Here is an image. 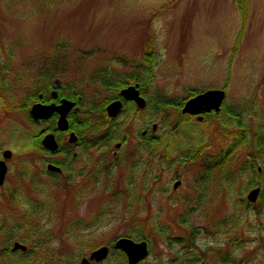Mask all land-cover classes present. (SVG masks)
<instances>
[{
  "label": "rangeland",
  "instance_id": "rangeland-1",
  "mask_svg": "<svg viewBox=\"0 0 264 264\" xmlns=\"http://www.w3.org/2000/svg\"><path fill=\"white\" fill-rule=\"evenodd\" d=\"M239 3L0 0V95L7 101L0 98V149L12 150L0 184L6 225L0 228L1 252L11 251L16 242L34 247L42 230L52 239L45 245L77 252L71 264H81L102 246L110 253L94 264H120L123 252L115 241L131 236L148 243L149 256L137 264H264L257 214L239 209L246 205L235 196L245 194L252 178L248 164L264 163L263 147L248 148L250 141L264 143V0H243L245 16ZM150 38L158 49L152 77L144 54ZM48 66L58 75L44 81L41 72ZM54 77L97 111L113 95L104 80L120 79L126 86L139 82L148 103L141 109L128 105L112 120L95 112L91 139L96 145L74 146L68 156L75 160L59 176L46 171L45 151L37 143L51 123L33 122L29 111L8 105L33 103L28 95L38 94L43 81L46 87ZM224 87L227 107L215 127L235 123L233 134L196 126L173 143L171 99ZM159 134L162 144L154 151ZM205 134L212 144L195 159L202 155ZM222 142L228 151L224 157L217 148ZM237 168L240 188L231 175ZM42 197L44 212L29 216L27 210Z\"/></svg>",
  "mask_w": 264,
  "mask_h": 264
},
{
  "label": "flooded vegetation",
  "instance_id": "flooded-vegetation-1",
  "mask_svg": "<svg viewBox=\"0 0 264 264\" xmlns=\"http://www.w3.org/2000/svg\"><path fill=\"white\" fill-rule=\"evenodd\" d=\"M54 84L55 83L53 80V82L49 86L46 87V93H48L46 97L44 96V94L42 93L40 94V98L42 100L41 102L44 104L55 103L59 105L64 98L75 102L71 110L68 112L69 126H70V118L72 117L74 119V127L72 129H70L69 127L66 130H61L58 127L54 129V125L56 124L57 126V121L59 117L58 113H54L50 118L43 121L46 123H51L52 125L51 128H53V129L47 128L44 131H42L41 134L39 135V137L41 138L40 140L37 141L40 148L43 149V151H45L46 171L50 175L61 174L62 172H64L63 170L65 167L69 168L71 166L75 158L73 157L72 159H70L68 155L72 153V150H74V146H80L82 144L83 147L89 148V147L96 145L97 143L96 139H91V134L95 132V129H96L95 127H97V125L93 126L92 124L93 115H96L95 112H99V114H101L102 111L107 112V106H108L107 104L106 107L101 108V109L99 108L100 111L94 110L92 107H90V105H87L88 103H85L84 98L82 96L80 95L77 96V93L74 89L72 90L73 92H71V94L75 95V99H71L67 96H61V91L64 89V85L62 81L61 83H56L57 93L54 94ZM66 90L70 91L67 88ZM193 95H189L184 98L174 97L173 99H171V102L169 105L170 107L169 108V115H170L169 124L171 122V125L173 126V128L171 129V133L173 135L172 137L173 143H176L177 140L179 141L180 139H182L181 132L183 135L186 132V135H187L188 130L193 129L196 126L202 127L203 125H207V127L210 126L209 128H214L216 126L215 123L220 122L223 119L224 113L222 115L220 114L222 113L223 110L226 111V108H225L226 99H224V101L222 102L221 108L219 111L211 110L207 112L204 110L196 114L185 112L184 111L185 104L188 101V99L191 98ZM122 100H123V105H124L123 111L124 109H126L128 105H133V106L136 105V102L134 100H128L125 98H123ZM85 106L87 107L85 108ZM157 107L161 109L160 104L156 105V108ZM156 108L154 110L157 113H159V111L156 110ZM232 111H230L229 113H231ZM215 114L220 115V116L214 118L213 115ZM109 119L112 120L113 118L110 117ZM234 126L236 127L235 123L227 124L225 126L215 127L214 130L219 129V131H221L223 135L224 134L227 135L228 134L227 132H230L232 130V132L230 133L232 135L233 134L232 128H234ZM109 128L110 127L108 126V129ZM157 128H153V130L155 131ZM49 132H52L55 134L56 140L59 143V148L56 151L48 150L42 145L43 137ZM72 133H74L76 136L75 142H70V137ZM171 133H170V136H171ZM160 135L161 134H159V136H156L157 139L154 144L155 151L160 149ZM186 135L183 138H185ZM207 135L208 134H205V136L202 135V155L200 157H196L195 159L202 158L203 151L208 147V145L212 144V141H213L212 138H208ZM239 135L240 133L236 137L237 139ZM37 139L39 138L37 137ZM93 140L95 141L93 142ZM82 142L85 143V146L83 145ZM232 142H233L232 148L236 147L237 145H235L234 140ZM235 142L237 144V141ZM218 143H221V142H218ZM257 144H260L259 147L261 146L263 147L262 149L264 152V143L262 142L250 141L248 146L249 148H251V150L254 151L255 147L258 146ZM217 148H219L218 151L221 153L223 157H224L223 154H225V152H228L227 149L224 147V142H222L221 146L217 145ZM3 151H4L3 149L2 150L0 149V153H2V155H3ZM59 154H62L63 157L59 160L58 159L55 160L56 156ZM74 155L77 156V153L74 152ZM191 162H193V160ZM50 165H53L55 168L49 167ZM248 165H249L248 169L252 172L251 173L252 178L250 177L251 179L249 178V181L245 183L244 185L246 187L245 194L242 195L240 194V192H237L235 196H237L239 205H241V202H242V205L243 204L246 205V206H239L238 207L239 209L241 207H245L246 210L253 211L257 214V218L259 221L257 223V228H256L255 233L257 234V236L260 238L261 241H264V166H263L264 163L262 162L260 165H257V166H255V163L253 164V166L250 165V163ZM205 166H206V161H205ZM56 167H59L60 170L56 169ZM252 167L257 168L258 171L253 172ZM231 175L234 176V183L238 182L239 188H240L241 179L239 178L240 172L238 171V168ZM177 181H178V184L181 183L180 180H177ZM53 183H56V182H53ZM251 193L253 194L251 195ZM1 218L2 216L0 213V228L6 226L4 224V221L1 220ZM16 226H20V222H17ZM51 240L49 238L46 239L45 236L37 237L35 241H32L34 247H30V248L27 247L26 250H13L11 247V251L9 252L0 251V264H2V260H6V259L14 260L15 257H18V259L20 260H25V264H71L70 259H73V256H78L77 253H74V254L60 253L58 252V246L45 245V243H49ZM5 243H6V240L4 239L2 241V244L4 245ZM20 260L15 261V262L13 261L10 263H4V264H21Z\"/></svg>",
  "mask_w": 264,
  "mask_h": 264
},
{
  "label": "water",
  "instance_id": "water-1",
  "mask_svg": "<svg viewBox=\"0 0 264 264\" xmlns=\"http://www.w3.org/2000/svg\"><path fill=\"white\" fill-rule=\"evenodd\" d=\"M1 65V59H0ZM60 78L55 79L54 84V94L57 93V85L56 83H60ZM226 91L223 89H209L203 93H199L196 96L189 99L187 102L184 111H188L191 113H199L203 110H211V109H220V105L225 97ZM122 95L127 99L136 100L139 107H145L146 100L144 97L140 95V90L136 86H129L122 90ZM75 102L64 98L62 102L57 105L55 103L52 104H43L41 102H37L31 107V115L35 120H43L49 118L54 112L60 113L58 119V126L61 129H67L69 125L68 121V112L71 110ZM123 107V102L121 99H117L112 101L108 107L107 111L110 116H117V114L121 111ZM75 134L72 133L70 140L75 141ZM43 144L50 148L51 150H57L58 142L56 140L54 133H48L43 138ZM12 154L11 150H6L4 152V157L8 158ZM50 167L53 168L52 165ZM7 172V165L5 159L0 160V184L4 182L5 175ZM119 247H121L127 254L128 264H137L139 261L144 259L148 253V243L144 241H135L129 237L120 238L117 243ZM21 247L25 249L24 245L19 244L18 242L15 244V248ZM109 248L107 246H103L96 251H94L91 255L92 259L101 260L105 258L108 254ZM82 264H91L87 258L82 260Z\"/></svg>",
  "mask_w": 264,
  "mask_h": 264
},
{
  "label": "trees",
  "instance_id": "trees-1",
  "mask_svg": "<svg viewBox=\"0 0 264 264\" xmlns=\"http://www.w3.org/2000/svg\"><path fill=\"white\" fill-rule=\"evenodd\" d=\"M240 1V3H239V5H240V8L242 9V11H243V15L245 16V14H246V9L243 7V0H239ZM145 60L147 61V65L145 66V70H146V72H147V74L149 75V77H152V75H153V73H154V67H155V64H156V59H157V55H158V49H157V44L155 43V41L154 40H151V38H150V40L148 41V43H147V49H146V51H145ZM58 71H55V69L53 68V67H46V70L45 71H42L41 73H42V76H43V80L45 81V80H49V78L50 77H53V76H55V75H58V73H57ZM44 81H43V87H41V88H39L38 89V94H32V95H28V97H27V99L30 97V96H33L32 98H35V100H40L38 97H39V94L40 93H44L45 91H46V87H45V85H46V83H44ZM104 87L106 88V89H108L109 91H111L112 93H113V95L111 96V97H108L106 100H105V102H104V104H102V108H104V106L109 102V101H111L112 99H115L116 97H119L118 95H119V90L123 87V86H125L126 85V83H124V81H122V80H120V79H118L117 81H115V82H110V81H108V80H104ZM2 85L4 86V88H6V89H9L10 90V87H8V85L7 84H5L4 82L2 83ZM49 85V84H48ZM47 85V86H48ZM71 92L72 91H68V90H66V87H64V89L61 91V96H67V97H69V98H71V99H75V95H72L71 94ZM0 98H2V100H4V102L5 103H7V101L5 100V98L3 97V96H1L0 95ZM13 98V97H12ZM30 99V98H29ZM9 101V100H8ZM13 102L11 103L10 101H9V103H8V105H10V106H12L14 109H17L18 107L19 108H21L22 110H25L26 112L29 110V103H28V101H30V100H28L25 104H23V105H21V107L20 106H18V104H16L15 102H14V100H12ZM166 101H168V100H166ZM55 127H56V124L54 125ZM74 127V119L71 117L70 118V129H72ZM95 131H96V129H95ZM40 139V138H39ZM147 140L149 141L150 140V142L151 141H153L154 139L152 138V137H150V138H147ZM161 142V144H162V140L160 141ZM150 152H152V149H150ZM184 217H186V216H183V217H181V219H182V221L183 222H186L187 220H188V218L186 217V218H184ZM128 235H130L131 236V234H128ZM139 236V235H138ZM140 236H142V235H140ZM192 240V239H191ZM193 242V241H192ZM121 253H122V251H121ZM122 255V257H123V260H121V263L120 264H127L126 263V257L124 256V254L122 253L121 254ZM232 257H229V260L231 259Z\"/></svg>",
  "mask_w": 264,
  "mask_h": 264
}]
</instances>
